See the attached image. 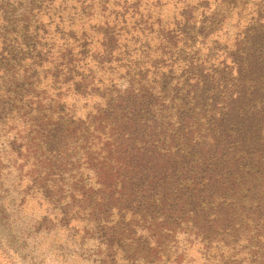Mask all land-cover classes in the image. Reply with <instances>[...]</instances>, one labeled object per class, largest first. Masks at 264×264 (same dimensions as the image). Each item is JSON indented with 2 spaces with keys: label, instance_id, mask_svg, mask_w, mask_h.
<instances>
[{
  "label": "trees",
  "instance_id": "16d2710c",
  "mask_svg": "<svg viewBox=\"0 0 264 264\" xmlns=\"http://www.w3.org/2000/svg\"><path fill=\"white\" fill-rule=\"evenodd\" d=\"M233 18L231 63L204 74L195 55L212 57ZM80 100L95 102L94 130L121 157L95 170L99 185L183 194L210 228L219 215L209 220L199 197L219 190L233 227L256 215L264 229V0H0V119L26 110L65 125ZM190 146L210 147L201 164L170 150Z\"/></svg>",
  "mask_w": 264,
  "mask_h": 264
},
{
  "label": "rangeland",
  "instance_id": "374dc122",
  "mask_svg": "<svg viewBox=\"0 0 264 264\" xmlns=\"http://www.w3.org/2000/svg\"><path fill=\"white\" fill-rule=\"evenodd\" d=\"M236 23L233 18L225 25L210 47L212 57L207 51L195 55L208 61L204 74L231 63L226 52L233 43H225L234 40ZM71 104L61 121L65 125L57 124L56 116L49 121L26 110L0 119V264H264V251L254 254L255 243L249 245L264 235L258 216L241 230L233 227L227 205L220 204L225 192L199 197L209 220L219 215L210 228L203 224L205 213L183 194L162 201L157 193L142 198L127 192L129 186L122 194L112 181L107 182L114 184L111 190L99 185L95 170L114 166L121 157L108 145L107 129L94 130L95 102ZM191 148L170 150L189 153L196 166L210 149Z\"/></svg>",
  "mask_w": 264,
  "mask_h": 264
}]
</instances>
